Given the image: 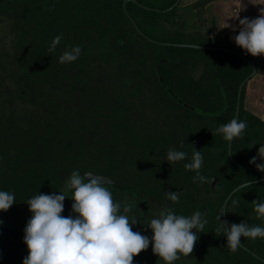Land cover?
Masks as SVG:
<instances>
[{
  "label": "trees",
  "instance_id": "1",
  "mask_svg": "<svg viewBox=\"0 0 264 264\" xmlns=\"http://www.w3.org/2000/svg\"><path fill=\"white\" fill-rule=\"evenodd\" d=\"M122 1L0 0V18L8 21L12 37L10 47L0 50V80L10 82L0 89V191L15 196V203L0 211V264H23L28 255L23 230L32 214L25 202L40 193H66V181L78 171L70 168L88 153L94 165L84 161L79 169L112 178L117 186L109 191L115 203L127 191L179 215L206 212L208 223L195 244L207 264H264L241 247L231 252L227 237L216 233L226 195L259 178L258 172L242 167L256 168L249 160L264 144V121L245 110V88L238 119L247 128L232 141V155L242 166L229 158L228 141L211 132L233 119L237 87L250 66L225 51L147 41L125 15ZM137 1L164 9L175 0ZM209 1L195 2L189 10ZM126 8L155 40L203 44L188 34L179 4L167 12L131 1ZM57 35L62 39L49 52ZM204 44L217 45L210 39ZM75 46L82 49L79 58L60 63V55ZM25 98L30 103L25 105ZM193 147L203 155L200 173L208 182L194 183L196 173L184 168ZM169 149L186 152L187 159L169 163ZM256 163L264 160L257 157ZM166 191L182 192L179 202L166 199ZM253 199L264 202V180L231 196L227 221L264 227ZM232 200L239 205L233 207ZM69 202L62 216L75 215ZM144 227L139 222L132 226L146 235ZM241 244L264 258V238L241 237ZM133 264L146 263L136 255Z\"/></svg>",
  "mask_w": 264,
  "mask_h": 264
},
{
  "label": "clouds",
  "instance_id": "2",
  "mask_svg": "<svg viewBox=\"0 0 264 264\" xmlns=\"http://www.w3.org/2000/svg\"><path fill=\"white\" fill-rule=\"evenodd\" d=\"M234 18L239 17V12ZM252 19L239 18L238 25H228L238 34L230 37L235 44L252 56L264 55V8ZM62 37L57 35L49 45L48 51L54 52ZM79 46L66 49L59 57L60 63L74 62L81 54ZM247 122L233 118L226 124L218 126L214 132L223 136L225 141L242 138ZM183 146V141L181 142ZM184 151L169 149L166 160L170 163L187 159ZM257 157L264 160V144H260L257 155L250 158L249 163L264 172V163H256ZM203 155L193 147L191 160L184 164L186 170L194 171L197 180L208 182L200 173ZM102 176L85 172L83 175L73 171L66 181L65 192L60 194H36L27 200L31 217L24 228L23 241L28 247V255L23 264H133V258L152 245V252L162 258L166 264L179 260L180 255L189 256L199 239V233L208 223L206 212L196 211L190 216L179 215L172 208L163 209L158 218L145 224L152 230V236L133 231L132 226L138 223L137 218L126 215L131 206H125L121 214L119 203L113 201L111 191ZM250 187L251 184L245 185ZM182 192L166 191V199L178 203ZM70 197L73 201L71 212L75 215L62 216L64 200ZM15 203L12 192L0 191V211H7ZM233 207L239 205L238 200L231 201ZM254 212L257 218L264 219V202L253 199ZM227 211V204L216 217L218 226L216 233L227 237V247L235 252L241 246V237L255 240L264 238V227L249 226L247 222L230 223L221 221L220 216ZM2 223V221H0ZM193 229L196 231L194 232ZM219 236V235H218Z\"/></svg>",
  "mask_w": 264,
  "mask_h": 264
},
{
  "label": "crops",
  "instance_id": "3",
  "mask_svg": "<svg viewBox=\"0 0 264 264\" xmlns=\"http://www.w3.org/2000/svg\"><path fill=\"white\" fill-rule=\"evenodd\" d=\"M191 1L193 0H181L185 4H189ZM209 7H212V10L208 11L215 19V35L220 36L216 37V39L225 46H233L246 53L245 50L235 44L234 40L230 39V37L238 34L239 28L234 32L231 27L226 26L227 24L238 25L239 18L248 17L252 19L257 17L260 14L259 10L264 8V0H213L206 5V8ZM239 9H241L239 17L234 18ZM247 56L254 62L256 73L247 82L246 88H251L253 99L250 101L261 102L262 106L260 108L257 106L254 108L256 116H260L259 110L264 111V66L260 65V62H264V55L254 57L251 54H247ZM262 117L261 119L264 120V114H262Z\"/></svg>",
  "mask_w": 264,
  "mask_h": 264
},
{
  "label": "flooded vegetation",
  "instance_id": "4",
  "mask_svg": "<svg viewBox=\"0 0 264 264\" xmlns=\"http://www.w3.org/2000/svg\"><path fill=\"white\" fill-rule=\"evenodd\" d=\"M201 0H193L191 1L189 4H187L189 7H188V10L190 9L191 5L195 2H200ZM213 1V0H211ZM209 1V2H211ZM181 2V0H180ZM180 2L178 3L180 5ZM204 3L202 5H199L198 7L194 8V9H191V11H197V10H200L202 8H205L206 5L209 3ZM207 39H210L212 42H214L215 44H217L216 46L214 47H219V46H222L221 44L218 43V40L214 37H208ZM204 41V40H202ZM205 42V41H204ZM189 44V43H187ZM196 45H202V46H210V45H206V44H196ZM224 47H228V48H233L239 52H242L240 49L238 48H235L233 46H224ZM205 50V49H203ZM249 60H251L246 53L242 52ZM252 61V60H251ZM253 62V61H252ZM254 63V62H253ZM255 65V64H254ZM251 72V71H250ZM256 73V72H255ZM255 75V74H254ZM246 77V76H245ZM252 78V77H251ZM250 78V79H251ZM249 79V80H250ZM248 80V81H249ZM247 81V82H248ZM247 82L246 84L243 86V88H245L246 90V86H247ZM165 88H168V87H165ZM238 88V87H237ZM1 93V92H0ZM5 93V92H4ZM1 95V94H0ZM4 95H7V94H4ZM3 95V96H4ZM6 97L3 98V101L5 100ZM18 100L22 101L23 100L21 98H18ZM178 100V98H177ZM24 101H26L25 105L30 103L28 102L27 98L24 99ZM183 105L185 106H188L186 103ZM31 107V105H30ZM190 107V106H188ZM32 108V107H31ZM34 108V107H33ZM29 124L30 126H33V123H32V120L33 119L32 117H29ZM261 119V118H260ZM262 120V119H261ZM264 121V120H263ZM44 136L48 137L47 134H44ZM49 139V138H48ZM50 140V139H49ZM89 156V157H88ZM88 156L86 155V158L84 159L85 162H88V163H92V165H94V156L90 155L88 153ZM84 161H78L76 162L75 165H73L70 169H75V170H78L79 173H81V171H89V172H92V173H95L94 171H91V170H87V169H79V164L81 163H84ZM95 174H98V173H95ZM101 175H104V174H101ZM112 179V178H111ZM214 183H212L213 185ZM105 187H107L108 189H110V187H116V186H113V185H105ZM66 193H68V195L71 196V190H66ZM67 199V198H66ZM72 199L69 197V199H67L65 201V203L67 202V206L69 205V201H71ZM191 200V199H190ZM189 200V201H190ZM119 203L122 204V206H131V212L134 213L135 217L137 218L138 222L145 226L144 228L146 229L147 231V234L146 236H149L151 237L152 236V230L150 228H147V226L145 224L149 223L151 219L153 218H158L160 212L165 209L166 207L163 206V205H160L157 203V201H155L154 199L152 198H149V197H135V194L131 193V192H127V191H124V193L122 194V197L119 201ZM67 208V207H66ZM68 211V210H67ZM223 217V215H222ZM226 220H227V217H226ZM243 245V244H242ZM242 248V247H241ZM198 249L199 247L195 244L194 245V250L193 252L189 255V256H183L182 254H179L180 255V259L179 260H176L174 262H172V264H207V262L203 261V258L201 257V255L199 254L198 252ZM140 257L141 259L146 263V264H166V262L158 257L156 254H154L152 252V245L151 243L149 244V247L147 250H144L142 251L140 254Z\"/></svg>",
  "mask_w": 264,
  "mask_h": 264
},
{
  "label": "water",
  "instance_id": "5",
  "mask_svg": "<svg viewBox=\"0 0 264 264\" xmlns=\"http://www.w3.org/2000/svg\"><path fill=\"white\" fill-rule=\"evenodd\" d=\"M134 2L146 9H150L152 11H156V12H167L170 11L171 9H173L175 6L178 5V3L180 2V0H175L173 2V4H171L169 7L164 8V9H159V8H153V7H148V6H144L141 5L137 0H123L122 1V9L125 13V15L127 16V18L129 19L130 23L132 24V26L134 27V29L147 41L152 42L154 44H159V45H165V46H180V47H187V48H195V49H205V50H218V51H225V52H229L232 54H235L237 56H239L242 60H244V62L246 64H248L251 68V72L242 79V81L239 83L238 88H237V92H236V101H235V109H234V117L238 119L239 118V112H240V103H241V93H242V89L243 86L246 84V82L254 76L255 72H256V66L254 65V63L249 60L242 52H239L233 48H228V47H224V46H219V47H214V46H202V45H196V44H187V43H169V42H163V41H159V40H155L151 37H149L147 34H145L140 28L139 26L136 24L135 20L130 16V14L127 11L126 8V4L127 2ZM233 141V140H232ZM232 141L231 142H227V153L229 158L237 165L242 166L241 164H239L233 157L232 155ZM245 169L248 170H253L259 173V178L255 179V180H250V181H246L243 183H240L238 185H236L233 189L230 190V192L226 195V197L223 200V204H222V210L225 209V205L227 204V202L229 201V199L231 198V196L238 191L239 189L245 187V185H247V183L250 184H254V183H258L264 180V172L259 171L257 168H251V167H247V166H242ZM85 172H89V171H81V175H83ZM92 173V172H91ZM94 175L97 176H102L105 177L108 181V183H106L105 185H113V186H117V183L111 179L110 177L106 176V175H101V174H95ZM226 220V211L223 215V221ZM244 250H246L248 253L252 254L254 257H256L257 259H259L260 261L264 262V258L260 257L259 255H257L256 253H254L252 250H250L249 248H247L246 246L242 245L241 246Z\"/></svg>",
  "mask_w": 264,
  "mask_h": 264
},
{
  "label": "rangeland",
  "instance_id": "6",
  "mask_svg": "<svg viewBox=\"0 0 264 264\" xmlns=\"http://www.w3.org/2000/svg\"><path fill=\"white\" fill-rule=\"evenodd\" d=\"M188 7L189 6L187 4H185V2L184 3L180 2L179 10L183 11L182 15H184L185 23L187 26L186 30L190 36L200 37L204 41L207 40V38L209 36L214 37V38L220 37V36L215 35V30H214L215 29V19H214L213 15H211V13L209 12L212 10V7H209V8L205 7V8H202L200 10H197V11L188 10ZM11 41H12V37L8 32V21L0 18V50L3 48H9ZM204 41H202V43H205ZM218 43L221 44L222 46H225L222 44V42L218 41ZM260 65L264 66V62H260ZM195 75H197V74L195 73ZM7 85H10L9 81L5 80L3 82L0 80V89L7 88L6 87ZM251 99H253V97L251 95V88H246L245 95H244V103H243L244 108L248 112H251L254 115H256L255 114L256 112L254 111L255 106L260 108L262 105H261V102L256 103L254 101L253 102L250 101ZM21 102L22 101H20V100H16V104L17 105L19 104L18 106H21V104H20ZM7 107H9V106H7ZM262 114H264V111L259 110V115L261 117L258 115H257V117L263 118ZM66 198H68V197H66ZM65 201L66 200H64V202H63L64 206H65Z\"/></svg>",
  "mask_w": 264,
  "mask_h": 264
}]
</instances>
